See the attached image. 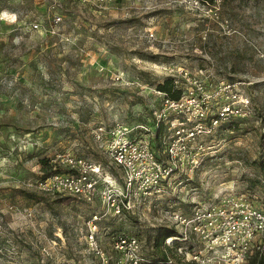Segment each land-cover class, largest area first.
Wrapping results in <instances>:
<instances>
[{
	"label": "rangeland",
	"instance_id": "rangeland-1",
	"mask_svg": "<svg viewBox=\"0 0 264 264\" xmlns=\"http://www.w3.org/2000/svg\"><path fill=\"white\" fill-rule=\"evenodd\" d=\"M169 64L202 68L210 85L243 81L252 113L235 130L197 138L199 160L175 172L161 196L115 215L99 190L103 179L121 185V173L92 131L150 122ZM164 135L153 147L162 157ZM59 151L100 164L92 201L36 189L41 158ZM262 156L264 0H0V264H98L85 237L94 212L105 213L96 233L104 253L128 233L149 254L159 229H178L175 214L229 192L261 205ZM172 246V264H202L189 238Z\"/></svg>",
	"mask_w": 264,
	"mask_h": 264
},
{
	"label": "built area",
	"instance_id": "built-area-1",
	"mask_svg": "<svg viewBox=\"0 0 264 264\" xmlns=\"http://www.w3.org/2000/svg\"><path fill=\"white\" fill-rule=\"evenodd\" d=\"M109 1L92 0L98 6ZM193 1L216 6L222 0ZM52 20L59 23L61 16L55 14ZM165 77L172 78L179 95L170 97L155 88L159 104L152 109L150 122L133 127L118 123L100 125L92 131V138L121 173V185L103 179L104 186L99 190L102 202L110 205L115 215L122 210H134L142 199L151 201L161 196L175 172L183 170L185 163L199 160L201 145L194 143L197 138L215 132L222 122L245 119L252 113V102L239 87L243 81L210 85L202 68L193 73L172 64ZM160 124L169 134L164 135V157L153 149ZM52 161L65 169L36 180V189L49 195L64 194L92 201L98 193L100 164L69 151L53 154ZM104 215H91L85 235L87 247L97 255L98 264H148L140 240L132 234H116L110 243L114 254L104 253L96 237L99 219ZM173 218L178 226V235L173 238H189L192 258L202 264H246L252 252L264 244V201L256 206L243 193H226L195 206L187 216L175 214ZM171 239L166 238L167 245Z\"/></svg>",
	"mask_w": 264,
	"mask_h": 264
},
{
	"label": "trees",
	"instance_id": "trees-1",
	"mask_svg": "<svg viewBox=\"0 0 264 264\" xmlns=\"http://www.w3.org/2000/svg\"><path fill=\"white\" fill-rule=\"evenodd\" d=\"M155 86L159 90L168 93L170 97H177L179 95V90L173 88V80L170 77H165L161 81L157 82ZM237 120L238 119H231L229 121L222 122L217 130H221L222 128L228 129L230 131L235 130L238 127ZM162 129L163 127L160 124L157 128L158 131L156 132L154 143L159 140ZM40 163L42 171L45 173L44 175H42V177L62 170V168L57 166L52 161V159L48 157L41 158ZM258 166L262 171L264 170V156H262L261 159L258 160ZM176 232L177 230H175L173 227H169L159 229V231L154 234L155 236L151 240V251L149 254L145 255L148 264H172L173 260L168 250L173 247V244L178 242L177 238H173L178 235L176 234ZM168 237H172L169 245L166 244V238ZM246 264H264V244L259 248V250H254L252 252V254L248 257Z\"/></svg>",
	"mask_w": 264,
	"mask_h": 264
}]
</instances>
